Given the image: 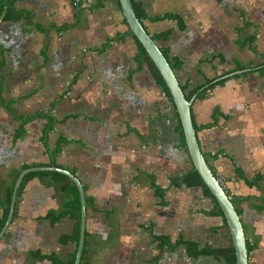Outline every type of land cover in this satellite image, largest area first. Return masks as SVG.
Masks as SVG:
<instances>
[{"label": "crops", "instance_id": "0c3cea01", "mask_svg": "<svg viewBox=\"0 0 264 264\" xmlns=\"http://www.w3.org/2000/svg\"><path fill=\"white\" fill-rule=\"evenodd\" d=\"M4 2L0 200L10 173L48 162L61 139L54 163L77 177L85 196L80 264H225L191 258L176 243L223 246L214 233L222 221L209 213L213 203L201 187L174 184L191 167L176 112L148 66L136 60L117 0L78 8L69 0ZM133 2L150 36L170 31L155 43L180 61L178 83L186 91L198 88L190 98L198 146L234 200L247 264H264V0ZM171 14L182 27L164 17ZM6 105L16 115L52 118L47 146L46 119L22 126ZM66 200L50 177L30 178L0 238V264H54L48 255L69 264L72 219L45 218Z\"/></svg>", "mask_w": 264, "mask_h": 264}, {"label": "water", "instance_id": "95a60500", "mask_svg": "<svg viewBox=\"0 0 264 264\" xmlns=\"http://www.w3.org/2000/svg\"><path fill=\"white\" fill-rule=\"evenodd\" d=\"M124 21L132 34V36L138 41L141 47L144 49L158 73L160 74L167 90L170 95L172 104L174 106L176 116L181 128L184 146L190 160L192 168L196 171L203 184L209 191L214 203L222 214V218L229 231L231 245L234 254V264H247L248 253L245 243V237L242 230L238 214L236 213L234 204L226 194V191L217 181L212 170L206 163L202 152L198 146L196 134L193 128L190 105L191 99H186L182 92L175 73L170 68L169 63L163 56L160 48L151 39L150 35L146 32L143 25L138 20L130 0H117ZM258 68V67H257ZM252 70V69H249ZM240 72V71H239ZM52 171L57 172L68 177L75 185L79 196V233L77 245L74 253L73 264H80L82 255L83 242H84V230H85V196L82 185L77 177L69 170L56 165L52 166H31L22 169L17 175L11 190L10 202L8 212L3 226L0 229V238L4 234L8 224L11 221L14 205L16 201V193L18 187L28 173Z\"/></svg>", "mask_w": 264, "mask_h": 264}, {"label": "trees", "instance_id": "16d2710c", "mask_svg": "<svg viewBox=\"0 0 264 264\" xmlns=\"http://www.w3.org/2000/svg\"><path fill=\"white\" fill-rule=\"evenodd\" d=\"M130 1H131L132 8H133L138 20L142 24V22H141L143 19L142 14L138 11V8H137V5L135 4V2H133V0H130ZM4 6H5L4 0H0V14L2 13ZM164 17H169V18L175 19V20H177L180 27L183 26L181 20L176 15L171 14V15H165ZM169 32H170L169 30H166V31L160 32L158 34L152 35L150 37L154 42H156L157 40H164L168 36ZM131 36H132V34H131ZM132 38L134 39V42H135V44L137 46V50H138V53L136 55V60L140 63H145L148 66L155 82L160 86V88L165 93L166 97L168 98L169 102L172 104L168 90H167L160 74L158 73L156 67L154 66V64L152 63V61L150 60V58L148 57V55L144 51V49L138 43V41L133 36H132ZM161 52H162L163 56L165 57V59L167 60V62L169 63L170 68L175 73V71L181 65L180 61L175 60V59L170 60L169 57L167 56V54L165 53V51L161 50ZM240 69H242V66L237 65L235 70H240ZM260 70H262V69H260ZM211 81L212 80H209L208 82H211ZM221 82H222V80H219L218 82H215V83L219 84ZM208 86L209 87H207V88L212 87V85H208ZM180 88H181L182 92L184 93V96L186 99H190L194 94L197 93V90H198V88H192L191 90L186 91V87L183 85H180ZM206 89H204L202 92L198 93L197 97H199V98L203 97V92ZM5 108L13 114L14 118H16L17 120H19L21 122L22 126L35 117H40V118L46 119V124L42 128L41 140L44 143V145L47 146L46 145L47 133L51 128V124L53 123L52 118H50L47 115H43V114H35V115H30V116H20V115H16L11 110L9 105H6ZM176 128H177V131L179 133L181 143H182L184 150L186 152V149L184 146V141H183V136H182V132H181V128H180L178 120H177V127ZM193 128H194V131L196 133V126L194 125V123H193ZM22 129H23L22 127L20 129H18L16 135H19L21 133ZM62 142H63V140L58 139L54 149L51 151L52 157L59 151L60 144ZM52 157L46 163L34 164V165L24 164V165H22V167L19 170H14L10 173L11 183H10V185L6 191L5 198L3 200H0V207L2 209V216L0 219V229L3 226L4 221L6 219V216H7L12 186H13V183H14L17 175L19 174V172L22 169H25V168H28L31 166H52V165H55L54 159ZM203 157L209 166L208 160L205 157V155H203ZM210 169H211V167H210ZM213 174H214V172H213ZM36 176H38V177H44V176L50 177L54 182L58 183L61 192L67 196V200L63 204L61 211H59L56 214L55 213H48L45 218H49L51 222L57 221L63 217H69L72 219L73 225H74L73 226V233L71 234L70 238H68V239L74 245L73 252L71 253V261L69 263V264H73L74 253H75L77 240H78L79 219H80V213H79L80 206H79V196H78L77 189L68 177H66L65 175H62L60 173L52 172V171L31 172V173H28L26 176H24V178L22 179V181L18 187L17 193H16V198L19 196V194H20L23 186L25 185V183L30 178L36 177ZM174 184L175 185L185 184L187 186H199V187H201L204 195L212 200L213 211H210L209 213L219 217L222 221L221 225L214 229V233L223 241L224 245L223 246H216V245H211V244L200 245L199 243H197L196 241H193V240H182V241L178 240L176 243L181 242L185 246L187 255L191 258H197L199 256H212L218 262H223L225 264H234V254H233V248L231 245L230 235H229V231L226 227V224L224 223V220L222 218V214H221L220 210L218 209L217 205L214 203L209 191L207 190V188L203 184L202 180L200 179V177L198 176L196 171L192 168V166L190 167V170L187 171L184 175H182L180 178L175 179ZM226 194L229 196V193H227V191H226ZM230 200L234 204V200L232 198H230ZM236 213L238 214L237 210H236ZM66 239H67L66 237L61 238L62 241H65ZM246 248L248 251L249 246L247 245V243H246ZM47 258H50L54 264H59L58 261L53 256L48 255Z\"/></svg>", "mask_w": 264, "mask_h": 264}, {"label": "built area", "instance_id": "2783aa9c", "mask_svg": "<svg viewBox=\"0 0 264 264\" xmlns=\"http://www.w3.org/2000/svg\"><path fill=\"white\" fill-rule=\"evenodd\" d=\"M71 5L75 8L80 7L83 3L87 2V1H95V0H69ZM217 181L220 183V185H222V181L219 177L215 176ZM223 187V186H222ZM229 197V196H228Z\"/></svg>", "mask_w": 264, "mask_h": 264}]
</instances>
